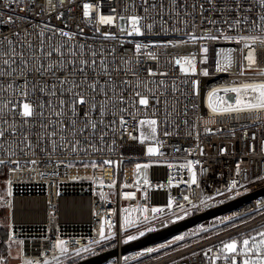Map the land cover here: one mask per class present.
Listing matches in <instances>:
<instances>
[{"label": "built area", "instance_id": "obj_1", "mask_svg": "<svg viewBox=\"0 0 264 264\" xmlns=\"http://www.w3.org/2000/svg\"><path fill=\"white\" fill-rule=\"evenodd\" d=\"M84 2H102V13L109 14L112 6L117 7L119 11L123 3L131 4L132 0H75V3L63 0V7H59L60 0H52V3L57 5L55 8L49 7L48 0H0V11L13 15L18 13L26 20H31L33 25L42 27L47 23L57 28H63L65 31L75 32L78 30V22L84 19L82 17ZM8 3H13V5L18 3L21 6L31 3L35 7L30 8L27 12H21L15 6L11 9L5 7L4 5ZM135 3L139 5L141 0H135ZM164 3L167 5L168 0H164ZM41 8H43V14H41ZM259 12L260 9L257 6L253 14L257 15ZM60 13H63L62 17ZM217 19H219L218 16ZM118 23L123 22L118 21ZM80 26L83 27L85 36L78 39H81L82 42L87 40L98 50L103 45L109 60L113 59L109 50L115 47L114 58L117 65L122 68L127 67L120 63V58L132 55L134 46L126 41L132 40L133 37L118 34L117 40L104 41L94 32L93 24L85 23ZM223 27L227 32V26ZM20 31L23 32V28ZM35 31H39V27ZM35 31L29 37L34 46L38 43ZM101 31L118 33L116 27L109 29L107 26H101ZM250 34L258 38L253 47L256 48L258 54V66L264 68V44L260 43L261 40H264V30L256 27L251 30ZM8 35H10L9 26L0 25V36ZM169 38L166 35L163 37L153 35L148 40L141 37L135 39L151 43L163 42ZM239 47L242 45L223 40L209 44L208 64L203 66L208 68L209 75L198 74L195 77L200 82L199 96L192 95V78H185L180 73L179 66L173 63L179 55L186 54L184 49H154L159 53V61L150 60L147 56L139 57L142 62L136 66L138 75L129 74L124 78L133 82L145 78L151 80L153 78L147 77L148 68H152L156 73L157 67H159L169 73L167 77H160L158 74L154 77L156 80H164L168 89L165 96L159 97L161 103L156 105L159 109L158 118L163 121L166 109L171 110L172 104H175L176 109L181 113L177 118L180 123L178 131L172 126L176 120L169 118L170 123L167 130L173 135L164 136L165 125L160 124L158 139L163 142V146L157 156H147L144 152L145 145L140 144L138 140L130 139L127 132L121 135L120 130L117 129V133L113 137L110 129L101 125L93 142L102 151L94 152L92 148L88 147L87 155H69L68 158L76 163V166L71 169L63 166L59 169L54 168L52 164L48 163L47 153L38 150L35 157H31L37 160L35 171L31 170L33 167L31 164L26 163L32 150H26L29 152L28 156L13 157V159H19L20 170L12 171L11 169L15 166L7 163V173L4 178V187L7 189L0 195V208H6L8 213L6 243L16 239L19 242L23 241V244L19 243V254L15 257L7 253V244L5 251L0 252V264H5L6 261L8 264H23L24 259L41 261L47 259L50 264H57V261L53 259L54 253L60 259L61 264H72L69 259L60 257L58 250L48 242L49 240L54 242L58 238L69 242L70 251L78 246L90 248V252L83 253L76 262L115 248L117 250L115 254L97 264H210L208 256L216 254L221 241H228L231 237L241 233L251 232L253 235H257L259 231H264V208L260 211L254 210L261 201H264V193H262L235 208L159 240L161 244L159 247L152 246L157 244L155 241L121 252V247L126 244L124 240L128 235H134L139 239L150 232L264 187V180L258 179V177H264V112L259 113L258 117L245 113L239 116L234 114L209 120L211 110L208 108L207 99L208 93L212 89L239 86L238 84L232 85V81L264 80V77L251 73L245 76L237 75L235 62L239 59L238 52L232 53L234 63L230 70H216L215 61L218 57L213 49L221 52L219 59L223 65V56L227 51ZM200 67L201 65L198 64V72ZM120 77H123V73L119 74L117 83H119ZM49 79L54 80L55 77H49ZM185 79L188 80L187 84L181 82ZM173 81L179 89L175 94L171 91ZM149 86L156 90L155 85ZM164 90L165 87L159 88L160 92H164ZM223 94V92L220 93V95ZM131 95V91L125 93L126 97ZM165 99H167L168 105L163 103ZM193 103L196 104L195 109H193ZM185 110L186 116L183 114ZM145 111L150 114L151 110ZM126 118L129 121L128 131L139 136V132L132 127L137 122L131 117ZM144 118L143 115L138 114V119ZM110 119L111 117H106L105 124ZM185 120L187 123H184ZM205 127L210 128L211 132L206 133ZM105 132L108 135L105 137V142L101 144L99 136ZM189 132L192 134L189 135ZM113 139L116 141L115 145L111 143ZM153 144L155 145V142ZM201 148L204 150L203 156L200 155ZM221 148L227 150L223 155L220 154ZM58 155L59 153H53L52 160H56ZM0 159L8 161L9 154L0 150ZM106 159L115 163L110 167L104 166L101 162ZM141 159L148 160L152 164L148 168L147 185L144 184V181L136 183L134 177L132 161ZM81 160L95 161L99 166L95 169L84 168L82 164L78 163ZM187 160L200 161V164L194 166L198 185L190 184L191 173L187 168L181 167ZM237 165L241 169L239 175L236 174ZM72 177H77V179L73 180ZM101 180L104 181V186L100 185ZM233 180L238 183L235 189L229 192L227 186ZM8 181H11V195H8ZM113 181H115V187L109 188L107 185ZM125 183L129 187H123ZM218 189L223 193L222 195L217 194ZM126 192L134 193V198L125 199L123 194ZM237 193L240 194L237 195ZM185 196L189 197L191 203L184 200ZM209 197L211 198L209 199ZM202 200L205 201L206 206L201 203ZM169 201H172L171 208L167 206ZM193 204L197 207L193 208ZM178 205H183V207ZM153 208H160L163 211L153 213ZM125 209L128 211H124ZM144 209L148 211L145 212ZM145 216L148 217L147 220L144 219ZM228 217H232V220H227ZM125 219L129 221L127 225H125ZM222 219H224V223H221ZM233 224L238 227H232ZM102 225L105 236L109 237L105 240H100L99 237ZM202 228L208 231L202 232ZM149 229L152 230L149 231ZM141 231L144 232L143 236H140ZM180 235L185 236V240L175 241V237ZM76 241H79V245L75 243ZM94 241H99V243H94ZM148 245L156 251L147 253ZM162 245L164 247H161ZM213 245H216L217 248L205 256L204 251ZM194 252L197 254L193 255ZM141 253L144 254L141 255ZM8 258H11V261ZM216 264H223V261H216Z\"/></svg>", "mask_w": 264, "mask_h": 264}, {"label": "snow or ice", "instance_id": "obj_2", "mask_svg": "<svg viewBox=\"0 0 264 264\" xmlns=\"http://www.w3.org/2000/svg\"><path fill=\"white\" fill-rule=\"evenodd\" d=\"M70 3H75V0H70ZM48 4L52 8L57 6L52 3V0H48ZM4 6L10 9L15 6L21 12H27L35 7L31 3L24 6L18 3L15 5L8 3ZM63 6V0H60L59 7ZM102 6V2H84L82 6L84 19L78 22V30L75 32L65 31L63 28L47 23L42 27L33 25L31 20H26L18 13L13 15L0 11V25L9 26L10 29V35L0 36V150L9 154L8 161L0 159V165L6 166L7 163H11L15 166L11 170L19 171L20 161L13 157L28 156L29 152L26 150H32L26 163L31 164L33 166L31 170L35 171L37 160L31 157H35L38 150L47 153L48 163L54 168L59 169L63 166L71 169L76 166V163L68 158L69 155H87L88 147L94 152L102 151L93 142L101 125L109 128L113 137L119 129L121 135L127 132L130 139L138 140L140 144L149 140L154 141L156 146H148L146 154L149 157L159 155L160 148L163 146V142L158 139L160 124L165 125L164 136L173 135L167 130L170 123L169 118L176 120L172 126L177 131L180 127L177 118L181 113L176 109L175 104L170 106L171 110L166 109L163 121L158 118L159 109L156 105L161 103L159 97L165 96L168 89L164 80H156L154 77L157 74L160 77H167L169 73L157 67L156 73L152 68L147 69V77L153 78L151 80L145 78L133 82L124 78L129 74L138 75L136 66L142 62L139 59L141 56L159 61V53L154 49L168 50L171 48L186 51V54L175 58L173 63L179 66V71L185 78H192L193 96L200 94V82L195 77L198 74L209 75L208 68L203 67L208 64L209 44L221 40L242 45V47L229 49L223 56V65L219 59L221 52L213 49L218 57L215 61L217 71L230 70L234 63L232 53L238 52L239 59L235 62L238 76L251 73L264 77V68L258 66V54L256 48L253 47L258 38L250 34L251 30L256 27L264 30V0H191V3L189 0H168L167 5L164 0H141L139 5L132 0L131 4L123 3L119 11L117 7L112 6L109 14L102 13ZM257 6L260 12L254 15ZM41 14H43V8H41ZM60 16L62 17L63 13H60ZM118 21L123 23H118ZM85 23L93 24L94 32L104 41L117 40L118 34L133 37L132 40L126 41L134 46L132 55L120 58V63L127 65L126 68L117 65L114 58L115 47L109 50L113 56V59L109 60L103 45L98 50L87 40L82 42L78 39L85 36L83 27L80 26ZM101 26H107L109 29L116 27L118 33L101 31ZM223 26H227V32ZM37 27L39 31H35ZM21 28L23 32L20 31ZM34 31L38 41L35 46L29 40ZM153 35L161 37L166 35L170 38L163 42L151 43L135 39L141 37L148 40ZM260 43L264 44V40ZM198 64L201 65L199 72ZM120 73H123V77H120L117 83ZM49 77H55V79L50 80ZM181 82L187 84L188 80ZM236 84L239 86L214 88L208 93V108L211 110L209 120L245 113L258 117L259 113L264 112V80L232 81V85ZM149 85H155L156 90ZM160 87H165L164 92L159 91ZM128 91L132 92L130 97L125 96ZM171 91L173 94L179 91L175 81L171 85ZM221 92L225 96L234 93V103L224 99L220 95ZM163 103L168 105L167 99L163 100ZM195 108L196 104L193 103V109ZM147 109L151 110L150 114L145 111ZM138 114L145 118L138 119ZM183 114L187 115L186 110ZM106 117H111L107 124H105ZM126 117H131L137 122L132 127L139 131V136L128 131L129 121ZM184 123L187 121L185 120ZM144 126H147V132L142 130ZM204 131L209 133L211 129L205 127ZM191 134L189 132V135ZM107 135L108 133L105 132L99 136L101 144L105 142ZM111 143L115 145V139ZM226 151L221 148L220 154L223 155ZM53 153H59L56 160H52ZM200 155H204L203 148L200 149ZM61 156L64 158L61 159ZM78 163L84 168L95 169L99 166L95 161L81 160ZM101 163L110 167L115 162L106 159ZM196 164H200V161L187 160L181 165L191 173V185H198L197 172L194 167ZM151 166V163H137L135 169L139 174L141 170H146ZM240 172L241 169L237 165L236 174L239 175ZM72 179L75 180L77 177H72ZM258 179L264 180V177H258ZM237 183L238 181L233 180L227 186V191H233ZM8 184V195H11V181H8ZM144 184H148L146 175ZM100 185L104 186V181L101 180ZM107 186L114 188L115 181ZM123 187L127 188L129 185L125 183ZM217 194L222 195L223 193L218 189ZM123 195L125 199H129L134 198L135 194L126 192ZM184 200L191 203L187 196ZM201 203L205 204V201L202 200ZM167 206L171 208L172 201H169ZM178 206L183 207V205ZM196 207L193 204V208ZM262 208H264V201H261L254 210L260 211ZM144 211L148 210L144 209ZM161 211L163 209H152L153 213ZM144 219L147 220L148 217L145 216ZM226 219L231 221L232 217ZM128 223L129 221L125 219V225ZM221 223H224V219ZM232 227H238V225L233 224ZM201 231L206 233L208 230L202 228ZM143 235L144 232L141 231L140 236ZM99 237L100 240L109 238L105 236L103 225L100 228ZM135 239H137L136 236L128 235L124 243ZM184 240L183 235L175 237V241ZM48 242L58 250L60 257L69 259L72 264H76L77 259L81 258L83 253L90 252L87 246H78L70 251L69 242L64 239L58 238L54 242L51 240ZM19 243L22 245L23 241ZM75 243L79 245V241ZM94 243H99V241H94ZM214 248L217 246L207 248L204 255L208 256ZM146 251L152 253L156 249L149 248ZM196 254L193 253V255ZM53 259L57 261V264H61L55 253ZM208 259L210 264H216L219 260H222L223 264H264V231H259L257 235L251 232L241 233L231 237L228 241H221L216 254L208 256ZM23 264H50V262L47 259L42 261L24 259Z\"/></svg>", "mask_w": 264, "mask_h": 264}, {"label": "water", "instance_id": "obj_3", "mask_svg": "<svg viewBox=\"0 0 264 264\" xmlns=\"http://www.w3.org/2000/svg\"><path fill=\"white\" fill-rule=\"evenodd\" d=\"M229 98L232 99V94H228ZM264 193V187L255 189L247 194H244L242 196H239L235 199L229 200L227 202H224L222 204H219L217 206L211 207L207 210H205L202 213H198V214H194L192 216H189L183 220H180L176 223H173L167 227L161 228L159 230L153 231L148 233L147 235L136 239L134 241L128 242L126 244H124L121 247V252H125L134 248H139L142 247L148 243H151L153 241H157L163 238H166L168 236H170L171 234L178 232L182 229H185L189 226L194 225L195 223H198L204 219H208L212 216H215L217 214L223 213L225 211H228L232 208H235L236 206L242 204L243 202H247L248 200H250L252 197L257 196L258 194H262ZM116 249H109L107 251L104 252H100L98 254L92 255L90 257H87L85 259H82L78 262H76V264H97L103 260H105L107 257L113 255L116 253Z\"/></svg>", "mask_w": 264, "mask_h": 264}, {"label": "rangeland", "instance_id": "obj_4", "mask_svg": "<svg viewBox=\"0 0 264 264\" xmlns=\"http://www.w3.org/2000/svg\"><path fill=\"white\" fill-rule=\"evenodd\" d=\"M229 94H230V93H229ZM231 94L233 95L232 99H230L228 95L225 96V95L223 94V95H221V96H223L224 99L228 100L230 103H234V100H235V94H234V93H231ZM207 105H208V99H207ZM142 130L145 131V132H147V131H148L147 126H144V128H143ZM138 132H139V131H138ZM153 142H154V141L149 140V141H146V142L144 143V145H145V150H144L145 154H146V152H147V147H148V146H155V145L153 144ZM132 163H133V166H134V177H135V180H136V181H141V182H143V181H144V177H145V175H146L147 178H148V169H146V170H141L140 173L137 174L136 169H135V166H136L137 163L143 164V163H149V161H148V160H142V159H141V160L132 161ZM6 189H7V188H6ZM6 189H5V190H6ZM7 218H8L7 209H6V208H0V219H1L2 224L5 225V226H6V224H7ZM7 244H8L7 253H9L10 255H12L13 257L17 256V255L19 254V241L16 240V239H15V240H9V242L6 243V245H7ZM8 259H10V261H11V258H8ZM5 264H8L7 261L5 262Z\"/></svg>", "mask_w": 264, "mask_h": 264}, {"label": "trees", "instance_id": "obj_5", "mask_svg": "<svg viewBox=\"0 0 264 264\" xmlns=\"http://www.w3.org/2000/svg\"><path fill=\"white\" fill-rule=\"evenodd\" d=\"M7 173V166L0 165V195L5 193L4 178ZM7 227L2 224L0 219V252L6 249Z\"/></svg>", "mask_w": 264, "mask_h": 264}, {"label": "bare ground", "instance_id": "obj_6", "mask_svg": "<svg viewBox=\"0 0 264 264\" xmlns=\"http://www.w3.org/2000/svg\"><path fill=\"white\" fill-rule=\"evenodd\" d=\"M32 204H33V202H32ZM205 220V219H204ZM203 221V220H202ZM164 239V238H163ZM160 240H162V239H160ZM153 242H155V241H153ZM152 243V242H151ZM155 243H157V244H154V245H152V246H154V247H159L161 244L159 243V240H157V242H155ZM149 244V243H148ZM152 246H149L148 245V247L147 248H151ZM98 254V253H97Z\"/></svg>", "mask_w": 264, "mask_h": 264}]
</instances>
